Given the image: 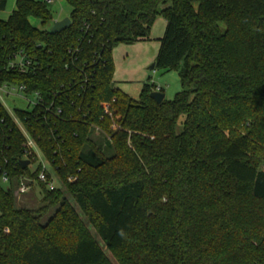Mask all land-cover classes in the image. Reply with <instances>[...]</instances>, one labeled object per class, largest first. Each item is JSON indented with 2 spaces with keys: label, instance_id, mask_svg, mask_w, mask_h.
Masks as SVG:
<instances>
[{
  "label": "trees",
  "instance_id": "trees-1",
  "mask_svg": "<svg viewBox=\"0 0 264 264\" xmlns=\"http://www.w3.org/2000/svg\"><path fill=\"white\" fill-rule=\"evenodd\" d=\"M64 1L61 33L46 2L0 20V87L40 96L12 114L0 100V264H264V0ZM160 16L155 69L182 90L157 104L149 83L137 100L115 86L112 53ZM20 128L60 182L38 184V210L2 187L40 170L19 164Z\"/></svg>",
  "mask_w": 264,
  "mask_h": 264
},
{
  "label": "rangeland",
  "instance_id": "rangeland-1",
  "mask_svg": "<svg viewBox=\"0 0 264 264\" xmlns=\"http://www.w3.org/2000/svg\"><path fill=\"white\" fill-rule=\"evenodd\" d=\"M33 1L45 3L46 0ZM16 2L17 0H8L6 9L4 11H0V20L6 21L11 16L16 9ZM47 7L54 18L53 22L69 18L71 13L70 6L64 0H53L52 3L47 4ZM29 22L32 26L40 30L49 29L51 26V24L45 27L42 26L40 21L34 17H30ZM165 28L166 20L163 16H160L156 19L151 29L149 41L134 45L120 44L113 49L112 55L115 65L114 77L119 81L116 82L115 86L133 99L137 100L139 98L140 91L146 83L153 86V92L162 91L166 100H172L174 96L182 90L179 76L175 71L167 72L161 69H150L151 66L155 64L160 48V39L164 35ZM7 93H9V95H7ZM0 99L2 100L5 108L10 112H13L15 109L26 110L29 108V102H35V98L33 96L25 97V95L18 90L10 92L4 91V93L1 94ZM38 155L41 157L40 152H38ZM36 166V164L31 166V170L33 171ZM44 166L48 171H52V167L48 163L44 162ZM53 176L56 181L54 187L58 188L60 186V182L55 175ZM2 187L5 190L11 189L15 192L17 184H13L11 186L10 184L2 183ZM66 197L67 199H70L69 196ZM41 199L42 195L38 184H32L29 193L20 197L18 199L20 204L16 203V206H23L29 209L38 210L42 206ZM70 201L72 205H74L73 200L70 199ZM53 211L54 210L51 209L49 210V213H52ZM80 216L82 220H84L86 228L89 230L91 236L101 243V240L96 235L95 229L87 223L86 219L81 214ZM106 258L108 262L118 264L117 259H115L111 253L106 252Z\"/></svg>",
  "mask_w": 264,
  "mask_h": 264
},
{
  "label": "built area",
  "instance_id": "built-area-1",
  "mask_svg": "<svg viewBox=\"0 0 264 264\" xmlns=\"http://www.w3.org/2000/svg\"><path fill=\"white\" fill-rule=\"evenodd\" d=\"M45 2L47 4H50L53 2V0H46ZM11 67L18 69L21 73H24L27 69V62H25V58L23 56H16L15 61H14V63H12ZM9 90L10 91L18 90V91L22 92V94H24L25 97L33 96L35 98V102H29V104H28L29 108L38 106L40 103L39 94L35 93L32 95H27V94H25V88L24 87H20V88H7L5 86L0 87V97H1V94L4 93V91L10 92ZM157 92H161V91H157ZM7 95H9V93H7ZM109 109H110L109 106H105V112L106 113H109ZM10 113L12 114V112H10ZM58 114H60V111L57 112V115ZM20 129H21L22 134H23L24 139H25V141H24V155H23L22 161H29L30 162L31 160H33V161H35V164L37 166H39L40 170L37 174L36 179H34V180L27 177V176H21L16 182L17 189L15 191V195L18 198L23 197L29 193L32 184H39V183L45 185L48 190H51V191L55 190L56 188L54 187V185H55L56 181H55V177L53 176V175L56 176L55 171L52 168H51L52 171H48L46 169V167L44 166V162H46V163H48V162L43 158L41 152L39 151V149L36 145V142L34 141V139L30 136V134L24 128H20ZM38 152H40L41 157L38 155ZM39 157H40V160H39ZM31 166H34V165H31V162H30L28 167H31ZM56 178H57V176H56ZM75 179L76 178H69L68 181L73 182V181H75ZM2 182L11 185V181H10L8 175L3 176Z\"/></svg>",
  "mask_w": 264,
  "mask_h": 264
},
{
  "label": "water",
  "instance_id": "water-1",
  "mask_svg": "<svg viewBox=\"0 0 264 264\" xmlns=\"http://www.w3.org/2000/svg\"><path fill=\"white\" fill-rule=\"evenodd\" d=\"M70 24H71V21L69 18H66L62 21L53 22L52 27L49 30V34L53 35V34L61 33L64 30H66L70 26ZM150 69L155 70V64H153ZM151 98L153 99L155 103L161 104L165 100V95L161 92H153L151 94ZM19 164L22 168H25L30 164V162L20 161Z\"/></svg>",
  "mask_w": 264,
  "mask_h": 264
},
{
  "label": "crops",
  "instance_id": "crops-1",
  "mask_svg": "<svg viewBox=\"0 0 264 264\" xmlns=\"http://www.w3.org/2000/svg\"><path fill=\"white\" fill-rule=\"evenodd\" d=\"M114 82L116 83V82H119V81L114 77Z\"/></svg>",
  "mask_w": 264,
  "mask_h": 264
}]
</instances>
